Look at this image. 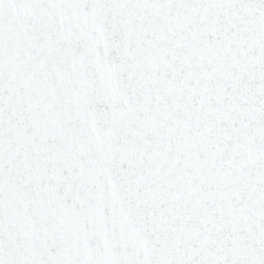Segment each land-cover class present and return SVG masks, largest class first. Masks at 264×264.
Wrapping results in <instances>:
<instances>
[{"label": "snow or ice", "instance_id": "6c2138e0", "mask_svg": "<svg viewBox=\"0 0 264 264\" xmlns=\"http://www.w3.org/2000/svg\"><path fill=\"white\" fill-rule=\"evenodd\" d=\"M0 264H264V0H0Z\"/></svg>", "mask_w": 264, "mask_h": 264}]
</instances>
